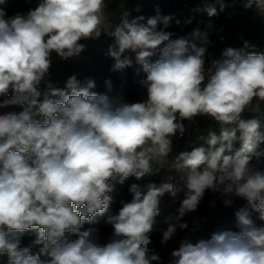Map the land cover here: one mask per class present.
I'll list each match as a JSON object with an SVG mask.
<instances>
[{
  "label": "clouds",
  "instance_id": "1",
  "mask_svg": "<svg viewBox=\"0 0 264 264\" xmlns=\"http://www.w3.org/2000/svg\"><path fill=\"white\" fill-rule=\"evenodd\" d=\"M215 2L223 10V0ZM253 6L264 14V0H244L245 8ZM105 9L106 0H38L26 14L6 18L0 8V97H7L0 108H23L0 114V254H7L9 264H160L148 246L161 199L184 191L179 215L161 229L166 243L176 232L171 221L195 211L210 189L247 201L248 207L235 212L238 230L220 229L195 242L184 238L170 264H264V223L252 219L257 212L264 222V174L250 167L254 156L264 155L258 151L264 130L259 120L242 119L264 102V53L246 51L245 41L243 48H227L206 70L207 30L197 27L188 37L172 39L173 33L158 29L161 22L168 28L170 17L144 24L143 17L129 20L127 14L105 30ZM206 11L217 14L212 5ZM212 27L209 21L207 29ZM102 32L115 39V70L131 65L126 50L135 53L146 73V99L98 94L90 91L93 81L80 87L72 76L66 83L70 93L49 83L41 100L38 86L51 54L79 55L85 47L80 41ZM157 52L160 58L150 62ZM198 116L218 122L220 135L209 133L207 147L181 152L170 165L175 176L132 184L131 202L106 219L113 228L106 243L99 242L97 228L83 229L108 211L110 181L123 184L133 175L139 180L151 173L153 161L166 163L172 137L185 132L182 121ZM230 125H238L239 137ZM237 139L239 150L225 154ZM30 229L38 230L32 246L42 245L39 254L20 247Z\"/></svg>",
  "mask_w": 264,
  "mask_h": 264
},
{
  "label": "trees",
  "instance_id": "2",
  "mask_svg": "<svg viewBox=\"0 0 264 264\" xmlns=\"http://www.w3.org/2000/svg\"><path fill=\"white\" fill-rule=\"evenodd\" d=\"M6 2V4L0 5V8L5 10L7 18L17 13L26 14L30 9L37 6L38 0H7ZM223 3L224 8L221 10L220 4L216 3L215 0H114L109 7V23L112 26L119 24L125 14H127L129 20L143 17L144 19L140 23L144 24L149 18H161L162 21L163 17H170V26L164 29L161 22L158 24V29L171 32L173 36L178 34L180 37L189 36L192 32L189 26L202 27V30L208 31L210 40L204 56L207 68L212 66L213 61L222 59V53L227 48H243L245 41L250 45L246 51L258 54L264 53V14H261L255 6L245 8L244 0H223ZM209 5L216 8V15L209 17L206 11ZM176 21H180V23L177 24ZM209 21L213 27L211 29L204 28V25L208 24ZM114 47L115 39L109 35L105 45L97 52L90 54L85 62L61 60L52 62L46 83L38 87L42 93L40 99H43V93L47 91L49 83L53 88L65 89L70 93L71 90L66 89V83L72 76H75L79 81L80 87H86L88 81H93L95 86L90 91L109 97L122 96L128 102H133L138 94H146V89L142 85V81L146 79V73L143 72L142 66L136 62L135 53L132 55L130 66L122 70H115L114 64L116 61L110 54V48ZM129 52L131 51L126 50L123 56H126ZM159 58L160 53L157 52L149 60L155 62ZM7 107L17 113L23 110L20 105H9ZM37 119L43 122L44 118L37 117ZM242 119L259 120L262 130H264V102L259 104V111L248 109ZM186 121L185 136L178 141L176 148H173L170 152L171 155H174V161L181 152L191 151L198 146L207 147L206 140L209 133H215L217 136L221 133L219 123L211 122L208 117L198 116L194 121ZM192 123H196V125L192 126ZM229 128H235L237 137H239L238 125H230ZM240 147L241 143L237 139L233 141L231 153L226 151L225 154H234ZM258 151L264 153V143H261ZM250 164L254 171L264 174V155L259 158L254 156ZM158 180L159 173L152 164L151 173L146 174L139 180L133 175L128 177L123 184L110 181L113 185V191L107 194L111 196L112 201L108 211L104 216L97 217V220L103 221L107 216L118 214L123 203L131 202L132 194L129 189L132 184L143 187L149 182L157 183ZM208 192L209 190H205L199 205L205 211L204 215L213 220L210 224L211 231L215 232L219 228L238 230L236 228V218L227 217L225 213L217 215L218 211L225 206L224 200H226V197L218 192ZM180 206L179 203L159 206V214L155 217L156 223L153 232L150 234L151 243L148 247L160 256V264H170L171 253L179 248L173 239L174 236L166 243L161 242L163 239L161 229L167 228L168 225L165 221L170 217L173 218L178 213ZM243 206L244 204L241 205V208ZM181 223H187L186 218L181 219ZM91 225L85 222L83 229H87ZM37 234V229L24 232L21 236L20 247L32 246ZM41 247L42 245L32 246L31 254H39ZM44 258L41 256V259ZM0 264H9L7 254H0Z\"/></svg>",
  "mask_w": 264,
  "mask_h": 264
},
{
  "label": "rangeland",
  "instance_id": "3",
  "mask_svg": "<svg viewBox=\"0 0 264 264\" xmlns=\"http://www.w3.org/2000/svg\"><path fill=\"white\" fill-rule=\"evenodd\" d=\"M113 1L114 0H106L105 13L107 16V20H106L105 26H104L105 30H108V26L110 24L109 23V17H110L109 7ZM6 3H4V4H6ZM195 28H197V27L189 26V29L191 31H193V29H195ZM204 28H207V24L204 25ZM200 29L202 30V27ZM108 36L109 35L107 33L102 32L101 36L98 39L81 40L80 43L83 44L85 47H84V50L81 51L79 55L70 57L68 59H63L60 57V60L66 61V62H85L88 60V57L90 54L97 52L101 47H103L105 45V43L107 42ZM179 37L180 36L178 34H175L172 37V39H176ZM132 55H133V52H129L126 54V56H128L130 59L132 58ZM56 56H58V55L55 52H53L51 54V57H50L51 63L54 62V58H56ZM205 69L206 70L208 69L206 66V63H205ZM46 81H47V76L41 81V83L38 87H41L42 85H44L46 83ZM6 98L7 97H0V101H2L3 99H6ZM144 99H146V94H144V93L138 94L133 102H140ZM254 104H255V101H254ZM8 112H13V111L11 109H9L7 106L0 108V114H4V113H8ZM208 119L211 122H215V120H213L211 118H208ZM183 122H185L187 124L186 120ZM175 138H176V135L172 137V149L176 148V146L178 145L179 140H175ZM173 159H174V155H171L169 153L166 163L160 164L156 161H153L155 163L154 169L159 173V180H158L157 184L166 180V178L170 175L171 176L176 175L175 171L171 170V168H170L171 163L174 162ZM250 167L252 168L251 164H250ZM252 170L254 171L253 168H252ZM208 190H209L208 193H213L210 189H208ZM218 193H220V192H218ZM222 195H224L226 197V199L230 200L231 204L225 205L224 207H222L218 211L217 215L225 213L227 217L235 218V212L241 208L242 204H244L243 207H248L247 201L242 197H238L235 194H231V195L222 194ZM184 198H185L184 191H181L177 195L176 198H173L170 195L165 194V196L161 199L159 206L167 205V204H177V203L181 204V202ZM204 214H205V211L202 210V207L200 205H198V207L195 211L186 212L184 214V216L180 218L179 221H176L175 219H173L171 221L172 223H175L177 225L176 232H175L174 238H173L174 241L176 242L177 247H179L181 240H183L184 238H189L193 242H195L201 238L210 239L211 234L214 232V231H211V229H210L211 228L210 224L213 222V220L208 219ZM178 215H179V212L176 213L173 218L177 217ZM107 217L103 221L98 219V223L90 226V227H95L98 229V240L101 243H106L113 233L112 226L106 223ZM183 218L184 219L186 218V220H187V223H186L187 228L181 229L179 227V224H181V219H183ZM252 219L257 225L264 223V222L259 220V214L257 212L252 213ZM217 228H219V227H217ZM220 229L221 228H219L218 230H220ZM234 231H237V230H234ZM153 264H156V262H153Z\"/></svg>",
  "mask_w": 264,
  "mask_h": 264
},
{
  "label": "built area",
  "instance_id": "4",
  "mask_svg": "<svg viewBox=\"0 0 264 264\" xmlns=\"http://www.w3.org/2000/svg\"><path fill=\"white\" fill-rule=\"evenodd\" d=\"M110 25V24H109ZM180 38V37H179ZM60 60V56H56V58H54V61H59ZM247 111V110H246ZM246 111L242 114V116L246 113ZM216 122V121H215ZM182 123L184 124V127L187 125L185 122L182 121ZM192 126L193 125H196V123H192L191 124ZM185 136V132L181 135L179 132L176 134V138L175 140H181L183 137ZM153 165H155L154 162H152Z\"/></svg>",
  "mask_w": 264,
  "mask_h": 264
}]
</instances>
